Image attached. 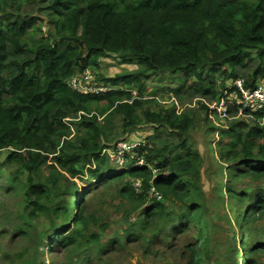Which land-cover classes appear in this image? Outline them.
<instances>
[{"label":"trees","instance_id":"16d2710c","mask_svg":"<svg viewBox=\"0 0 264 264\" xmlns=\"http://www.w3.org/2000/svg\"><path fill=\"white\" fill-rule=\"evenodd\" d=\"M36 13L47 17L49 31L30 45L28 34L43 28ZM111 56L138 68L114 77L98 73L96 80L110 88L104 93L71 88L72 77ZM158 73L175 80L163 91L183 105L195 98L216 101L235 79L255 90L264 82V0H0V152L9 150L7 161L28 173L29 218L50 219L40 241L49 238L76 255L85 248L82 258L64 264H90L93 255L100 259L132 241L144 242L146 254L178 251L185 264H213L229 244L220 239L224 232L231 235L225 258L235 264L234 226L220 222L216 208L241 205L244 232L264 219V187L240 186L264 179V106L240 117L232 106L228 126L214 128L227 170L228 200L222 204L204 189V160L190 138L198 113L206 111L208 118L209 107L199 103L200 109L187 106L181 114L176 106L152 109L155 99L143 92ZM144 125L154 133L138 141L136 155L118 168L108 151ZM85 175L92 184L78 195L76 179ZM113 188L138 217L103 244L99 233L88 230L105 231L110 224L90 200L97 190ZM152 188L160 200L151 197ZM252 238L244 264H261L264 243ZM17 257L38 264L32 251Z\"/></svg>","mask_w":264,"mask_h":264},{"label":"rangeland","instance_id":"374dc122","mask_svg":"<svg viewBox=\"0 0 264 264\" xmlns=\"http://www.w3.org/2000/svg\"><path fill=\"white\" fill-rule=\"evenodd\" d=\"M38 13H36L37 15ZM42 18L43 28L41 32H30L28 34V43L38 44L42 37H46L49 31L48 20L45 15H37ZM35 31V32H34ZM138 68V64L129 65L119 59V57L111 56L104 58L100 61V66L96 69H90L93 75L97 77V74H102L105 77H114L119 74L128 73ZM233 81H230L231 84ZM175 80L171 75L156 74L146 81L143 97L145 99H155L156 104H152V109L156 110L158 107L171 108L176 106L172 102L173 94H167L163 91V88L167 86H173ZM127 90L133 92V95L139 96L140 92L133 87H126ZM195 98L193 102L188 101L184 105L178 102L180 108L184 111L185 107L192 109H200L199 103L202 101ZM196 100V101H195ZM207 103L208 99H203ZM199 102V103H198ZM205 104V103H203ZM206 105V104H205ZM207 106V105H206ZM177 107V106H176ZM208 107V106H207ZM179 109L181 114L183 111ZM82 114V113H81ZM209 118V121H208ZM207 118L206 111H200L198 113L197 122L198 126L195 130L190 132V138L193 142L195 150L199 151L203 157V184L205 191L212 198L213 193L218 195V201L227 199L225 195V188L227 182V170H225L224 163L219 159L218 147L216 145L219 139V132L216 129L224 128L228 126V121H224L219 117L212 119L209 115ZM212 127V128H211ZM150 133H154L152 126L144 125L140 128L127 134V140L141 141ZM9 150L0 152V264H22L17 255L24 250L32 251L38 264H64L69 259L74 258L77 260L84 256V249L79 248L78 254H73L69 250L62 249L59 246H52L49 238H43L40 241V235L43 231H47L51 228L50 219L46 217H39L30 219L27 211V203L24 196V184L27 181L28 173L22 171L19 164L12 161H7ZM15 178V179H14ZM78 184V195H80L83 187L90 186L92 180L87 176L76 179ZM240 186L247 188L248 190H254L264 187V179L256 180L253 178L241 181ZM148 200V199H147ZM228 200V199H227ZM226 200V201H227ZM73 202V200H72ZM90 202L97 212H102L107 216L109 227L102 231L99 227H93L88 230V234L99 233L101 235V242L107 243L117 235L124 233V230L129 227L130 222L137 221L138 212H133L130 207V202L123 200L119 197V192L116 188H113L110 192L97 190L92 194ZM148 202V201H147ZM80 206V204H78ZM238 205L237 208H231L227 202L225 206L219 205L216 215L220 222L228 220L229 226L235 229L237 236V249L233 252L235 264H244L245 250L247 244L250 242V237H253L251 241L264 243V219L257 221L255 224L246 228L245 232L240 220L242 214ZM236 214L237 221H235L234 215ZM218 220V221H219ZM71 227H74L71 224ZM243 230V231H241ZM62 232V230H61ZM220 239L228 241L229 244L222 247L224 251H218L217 262L213 264H228L226 255H231V235L227 232L220 236ZM51 243V244H50ZM245 243V244H243ZM144 242L132 241L125 245L124 248L110 250L105 255H101L98 259L96 256H92V262L90 264H185L181 260V254L178 251H156L157 255L146 254ZM86 247V246H84ZM231 258V256H230ZM98 259V260H94ZM261 264H264V255L258 257ZM87 264V263H86Z\"/></svg>","mask_w":264,"mask_h":264},{"label":"built area","instance_id":"2783aa9c","mask_svg":"<svg viewBox=\"0 0 264 264\" xmlns=\"http://www.w3.org/2000/svg\"><path fill=\"white\" fill-rule=\"evenodd\" d=\"M70 86L74 91L81 94L104 93L110 90L109 87H106L96 80V77L90 69L80 75L72 77L70 80ZM199 101H202L209 107L210 117L212 119H215L216 117L224 119V121L230 119V109L232 106H238V117L244 116L248 113L247 111L256 112L263 108L264 82L258 83L257 88L250 91L245 88L244 81L242 79H235L229 85L228 89L223 91V95H221L218 100L213 101L214 103L209 104L203 99H200ZM172 102H174L177 106V113H180L178 110L181 108L174 97L172 98ZM140 144V142L133 140L120 141L114 149L108 151L114 161L113 164L118 168L124 167L128 161L127 158L136 155L135 149ZM140 163L142 164L143 161ZM153 173L156 174V170H153ZM141 186L142 181L140 179H136L134 181V188L137 192H140ZM150 195L151 197H156L159 200L161 199V196L155 193L154 188L151 189Z\"/></svg>","mask_w":264,"mask_h":264}]
</instances>
